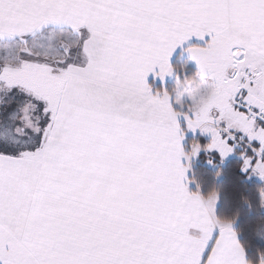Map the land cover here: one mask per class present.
<instances>
[{"label": "snow or ice", "instance_id": "snow-or-ice-1", "mask_svg": "<svg viewBox=\"0 0 264 264\" xmlns=\"http://www.w3.org/2000/svg\"><path fill=\"white\" fill-rule=\"evenodd\" d=\"M237 150L264 181V0H0V264H253L182 163Z\"/></svg>", "mask_w": 264, "mask_h": 264}, {"label": "trees", "instance_id": "trees-1", "mask_svg": "<svg viewBox=\"0 0 264 264\" xmlns=\"http://www.w3.org/2000/svg\"><path fill=\"white\" fill-rule=\"evenodd\" d=\"M175 64V63H174ZM173 64V65H174ZM152 85V84H151ZM158 87V86H157ZM198 142L197 139H187V143ZM207 142H201V145ZM210 158L219 161L216 153H201L193 164L190 176V191H199L202 196L215 190L219 196L217 217H231L238 214L233 225L239 235L240 243L244 246L247 257L255 264L259 253H264V209L258 207V191L262 186L257 181H247L246 175L240 171L241 160L231 159L212 169L206 163ZM199 186V187H197ZM246 197L249 203H244Z\"/></svg>", "mask_w": 264, "mask_h": 264}, {"label": "rangeland", "instance_id": "rangeland-1", "mask_svg": "<svg viewBox=\"0 0 264 264\" xmlns=\"http://www.w3.org/2000/svg\"><path fill=\"white\" fill-rule=\"evenodd\" d=\"M173 68H174V73L172 75H170L168 78H165V80L161 83H157V79L154 81H152V86H160L161 88H165L169 91H171L175 86H176V82H177V76H179L181 79H183L185 76H188V77H191L193 76L196 72H195V69L190 66L188 63H186V61L184 60H179L178 62H176L174 65H173ZM199 139V141L197 143L201 144V142H209L210 140V137L207 135V134H200L198 131L193 134L191 131H186L185 132V136H184V150L187 152V151H190L191 149V144L193 142H191L190 144L187 143V139ZM196 142V141H194ZM201 153H207V152H204V151H201L198 153L197 156L195 157H191L189 158L187 161H188V166H190L192 164H195L199 155ZM208 154H211V153H208ZM234 155V156H233ZM231 156V155H229ZM232 157H235L234 159H239L240 160V157H239V154H238V150L237 152H235L234 154H232ZM239 157V158H238ZM228 158V157H227ZM225 158V159H227ZM212 160V163L209 164L208 162L206 163L209 167H211L212 169H218V165L219 166H222L220 165V161L218 162H213L214 159L213 158H210ZM226 163V161H225ZM192 168V167H191ZM245 175H246V179L247 181H257L259 183L262 184V186H264V181H261L257 176L255 175H249V173L247 172H243ZM189 185L191 186V182H189ZM264 209V208H263ZM264 239V238H263Z\"/></svg>", "mask_w": 264, "mask_h": 264}, {"label": "crops", "instance_id": "crops-1", "mask_svg": "<svg viewBox=\"0 0 264 264\" xmlns=\"http://www.w3.org/2000/svg\"><path fill=\"white\" fill-rule=\"evenodd\" d=\"M205 39H207V37H205ZM203 43L204 41H201V40H198L196 39L195 37L193 38H190L189 41H186L184 42L183 44L177 46L176 49H174L172 55L170 56L169 58V63L173 66L174 63L178 62L179 60H184L186 61V63H188L190 66H192L194 69H195V72H197V65L195 63V61L191 60L190 57H189V54L187 53V51H185V49L193 44H196V45H200V46H203ZM169 76H166L165 78H168ZM154 79L157 81V83H161V80L158 76H153L152 73H149L148 76L146 77V82L154 89V90H158V89H161L160 86H152V81H154ZM165 80V79H164ZM184 139L182 140V147L184 148ZM214 153V152H213ZM234 154V153H233ZM234 156V155H233ZM235 157H232V154L231 156H228L227 159H224L222 162L220 161V158H219V161H220V165H224L225 161H229L231 159H234ZM239 158V157H238ZM182 163H186L188 165V161H185L183 158H182ZM219 166V165H218ZM191 167H192V164L190 166H188L187 168V171H186V177L187 179L189 178L190 176V171H191ZM188 190L190 191V185L188 183ZM218 206H219V196H218V199L216 201V203L214 204V214L217 216V209H218ZM233 226V229L235 231V226ZM236 232V231H235ZM237 239L238 241L240 242V239H239V235L237 234Z\"/></svg>", "mask_w": 264, "mask_h": 264}, {"label": "clouds", "instance_id": "clouds-1", "mask_svg": "<svg viewBox=\"0 0 264 264\" xmlns=\"http://www.w3.org/2000/svg\"><path fill=\"white\" fill-rule=\"evenodd\" d=\"M262 188H264V186H261L257 189V191L259 192ZM206 199H214V191H211L207 194V196L205 197ZM242 200L244 203H249L248 199L246 197H242ZM258 207L260 208H264V202H262L260 199L258 200ZM238 214H234L231 217H218V219L220 220V222L222 223H226V224H233L237 218ZM259 254H264V253H259ZM249 264H251V262H249Z\"/></svg>", "mask_w": 264, "mask_h": 264}]
</instances>
